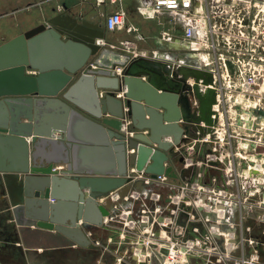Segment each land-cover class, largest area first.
Here are the masks:
<instances>
[{"label": "built area", "instance_id": "built-area-1", "mask_svg": "<svg viewBox=\"0 0 264 264\" xmlns=\"http://www.w3.org/2000/svg\"><path fill=\"white\" fill-rule=\"evenodd\" d=\"M147 1V15L170 12L183 20L186 51L164 62L169 77L182 80V68L205 77L185 80L182 93L189 98L193 120L191 134L173 144L177 177L154 178L129 165L126 178L132 190L121 204L110 205L111 214L104 216L102 225L115 220L121 226L119 243H130V255L117 260L264 264V0ZM124 26L122 11L105 18L109 32ZM167 37L171 38L168 33ZM126 44L120 47L129 49ZM124 53L162 60L157 51ZM116 71L121 73L122 68ZM196 86L203 97L213 91L211 124L201 118ZM119 119L128 142L138 130L128 116ZM135 151L128 148L127 154ZM63 169L55 166L53 171ZM189 172L192 176H187ZM108 198L116 203L121 197L115 190L98 202Z\"/></svg>", "mask_w": 264, "mask_h": 264}, {"label": "water", "instance_id": "water-1", "mask_svg": "<svg viewBox=\"0 0 264 264\" xmlns=\"http://www.w3.org/2000/svg\"><path fill=\"white\" fill-rule=\"evenodd\" d=\"M68 32L70 38L63 40L58 29L40 25L0 45V141L7 139L9 146L18 142L28 148L26 139L31 137V158L27 149L25 170L20 171L43 174L27 175L23 183L24 199L13 202L9 208L24 238L28 228L38 237L36 247L43 248L89 246L87 229L102 225L104 216L111 214V198L105 203H99L98 199L118 190L121 198L114 203L118 205L132 190L126 178L129 165L154 178L161 174L177 177L173 144H180L184 134H191L193 120L189 98L182 93L187 88L185 80L188 76L205 77L200 71L182 68V80L157 79L153 66L162 65L169 75L166 64L107 51L96 40L103 34L91 33L82 26ZM35 57H48L47 64ZM117 67L122 68L121 73H117ZM27 69L38 70V75L28 74ZM143 73L150 74L149 80H142ZM99 90L105 91L103 97ZM58 93L75 105L69 109L65 127L53 124L54 129L64 132L62 137H55L51 125L45 127L38 121L36 110L33 111L36 101H16L19 99L11 97ZM195 95L200 99L201 118L211 124L213 91L209 90L203 97L196 86ZM22 104L24 107L20 109ZM84 112L101 122L87 117ZM123 116L130 117L138 130L128 142L120 132L119 118ZM23 118L28 121L22 122ZM166 137H171L172 141H166ZM113 148L118 154V165L116 167L113 160L110 167L102 171L87 167L79 156V150H83L91 156L105 152L113 157ZM128 148H134L135 153L128 155ZM60 153L61 156L56 157ZM55 163L66 167L54 173ZM87 174L109 177H88ZM59 182L71 188L70 198L56 197L54 190ZM65 206L71 208L70 215H63ZM20 215L27 221L22 222ZM64 227L76 230L79 237L67 235ZM30 247L33 246L26 244L27 249Z\"/></svg>", "mask_w": 264, "mask_h": 264}, {"label": "crops", "instance_id": "crops-1", "mask_svg": "<svg viewBox=\"0 0 264 264\" xmlns=\"http://www.w3.org/2000/svg\"><path fill=\"white\" fill-rule=\"evenodd\" d=\"M149 6L150 2L147 0H0V45L4 44L5 38H8V32L12 34L9 39L11 40L40 25H45L47 28H56L61 31L62 39L67 40L70 38L68 32L70 29L82 26L91 33H102L103 37L96 38V40L107 51L130 54L134 50L137 52L157 51L160 54L159 57L162 58L161 61H158L161 63L166 62L167 59L180 57L186 51V45L182 40L184 31L182 17L170 12L147 15ZM116 11H122L125 14V26L115 32H109L105 27V18ZM167 33L171 38L167 37ZM123 43H127L129 49L124 50L120 47ZM35 58L43 59V63L47 64L48 57ZM87 65L88 63L85 67ZM153 69L157 74V79L170 78L162 65L153 66ZM27 73L38 75V70L27 69ZM150 77L149 73H143L141 76L143 81L149 80ZM99 93L101 97L105 95L104 90H99ZM32 97L36 101L33 102V111L36 110L38 121H40L41 113L45 111L47 114L44 126L51 125L50 128L54 136L62 137L64 133L54 129L53 124H60L63 120L64 106L69 109L75 105L65 99L62 93L56 96L34 95ZM62 110L63 113H61ZM84 115L98 122V119L88 113L84 112ZM27 121L25 118L22 120V122ZM65 121L67 122V118ZM27 139L32 151V138L27 137ZM6 143L8 142H3L0 145V168L3 167L0 170V264H7L8 260L19 262L20 255L22 258L25 257L30 264H120L117 258L126 259L130 255L132 251L130 243L125 245L119 243V233L122 229L115 220L108 222L106 220L102 226H90L86 235L91 243L83 248L75 245L36 247L38 237L28 228L24 238L22 229L16 223L9 207L13 206V202L24 199L23 183L27 175L41 176L43 174L20 171L21 156L19 151L15 145L9 146ZM59 156L61 153L56 155V157ZM79 156H81L84 165L98 171L110 167L113 160L115 166L118 165V154L114 148L113 157L110 153L105 152L91 156L90 152L83 150H79ZM55 166H64V169L66 167L62 163H55ZM191 173L189 172L187 176H192ZM85 176L109 177V175L102 176L100 174ZM155 190H165L166 194L170 192L168 188L156 187ZM58 240L62 241L60 238ZM58 240L57 243H59ZM96 242L100 244H96ZM26 244L33 247L27 249ZM28 251L31 255H28ZM124 261L122 260L121 264H127Z\"/></svg>", "mask_w": 264, "mask_h": 264}, {"label": "bare ground", "instance_id": "bare-ground-1", "mask_svg": "<svg viewBox=\"0 0 264 264\" xmlns=\"http://www.w3.org/2000/svg\"><path fill=\"white\" fill-rule=\"evenodd\" d=\"M87 67V66H86ZM86 67L83 69V71L82 72H84V70L86 69ZM68 85H70V83L68 84ZM59 94V93H58ZM57 94V95H58ZM35 94H32V95H30V96H11L13 99L15 98V99H19V100H16V101H24V100H26V99H28L29 101H31V102H33L34 101V98L32 97V96H34ZM44 96V95H43ZM56 96V95H55ZM169 104V103H168ZM21 107H20V109L22 108V107H24V105L22 104V105H20ZM164 106V105H163ZM165 106L166 107H168L169 105H166V103H165ZM64 108H65V116H64V118H63V120L61 121V123L60 124H58V125H60V126H66V121H65V119L67 118V113L69 112V109L71 108H69L68 109V107L67 106H64ZM171 108V107H170ZM160 112V111H159ZM93 117V116H92ZM95 118V117H94ZM128 118H130V117H128ZM97 119V118H96ZM131 119V118H130ZM131 121H132V119H131ZM98 122L100 123L101 122V120H99L98 119ZM51 129V128H50ZM53 132V131H52ZM64 133V132H63ZM32 140V139H31ZM26 141H27V145H28V148L24 145V146H22L20 143H16L15 142V146H16V148L18 149V151H19V153H20V156H21V164H20V168H19V170H25V166H26V154H27V149H28V153H29V158H31V150H30V142H29V140L28 139H26ZM1 142V144L3 143V142H7V139H5V140H1L0 141ZM24 144H26V143H24ZM26 147V148H25ZM28 162V168L30 169V162L29 161H27ZM54 168V167H53ZM59 171H57V173H58ZM54 173H56L55 171H54ZM54 194L56 195V197H59V198H65V199H68V198H70V196H71V188L70 187H68V185L67 184H65V183H63V182H59V184H57V186H56V188H55V190H54ZM106 202V201H105ZM110 205H111V207L114 205V203L112 202V201H110V203H109ZM62 210H63V215H70V211H71V208L68 206H65V207H63L62 208ZM63 230L67 233V235H69V236H71L72 238L73 237H79V235H78V232L76 231V230H74V229H71V228H67V227H64L63 228Z\"/></svg>", "mask_w": 264, "mask_h": 264}, {"label": "rangeland", "instance_id": "rangeland-1", "mask_svg": "<svg viewBox=\"0 0 264 264\" xmlns=\"http://www.w3.org/2000/svg\"><path fill=\"white\" fill-rule=\"evenodd\" d=\"M7 37L8 38H5L4 40H5V42L4 43H6V42H8L9 41V39L12 37V34H11V32H8V34H7ZM6 40H8V41H6ZM64 111L62 110V112L61 113H63ZM46 112L44 111L43 113H41V118H40V123L41 124H43L44 123V119H45V116H46ZM26 119V118H25ZM64 167V166H63ZM20 217V220L22 221V222H26L27 221V219L24 217V216H22V215H20L19 216ZM3 261L4 260H6V259H2ZM9 261V262H8ZM7 262V264H9V263H11V264H30L28 261H27V259L25 258V257H23L22 258V255H20L19 256V262L17 261V262H15V261H12V260H8Z\"/></svg>", "mask_w": 264, "mask_h": 264}]
</instances>
